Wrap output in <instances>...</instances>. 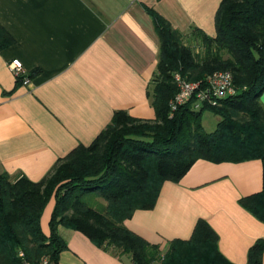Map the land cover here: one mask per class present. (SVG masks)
<instances>
[{"label": "crops", "instance_id": "0c3cea01", "mask_svg": "<svg viewBox=\"0 0 264 264\" xmlns=\"http://www.w3.org/2000/svg\"><path fill=\"white\" fill-rule=\"evenodd\" d=\"M221 1L0 0V29L10 38L0 48V173L38 182L74 148L90 145L115 112L154 120L160 40L152 12L184 43L197 44L193 30L215 36ZM12 59L22 63L28 85L10 71ZM259 101L264 109V90ZM262 172L258 159L198 160L178 182L163 183L153 208L135 211L124 225L164 251L172 240L189 239L202 220L228 262L247 264L255 242L264 244V222L240 200L262 190ZM53 206L52 197L40 218L46 236ZM57 234L65 248L56 264H132L79 231L58 225Z\"/></svg>", "mask_w": 264, "mask_h": 264}, {"label": "trees", "instance_id": "16d2710c", "mask_svg": "<svg viewBox=\"0 0 264 264\" xmlns=\"http://www.w3.org/2000/svg\"><path fill=\"white\" fill-rule=\"evenodd\" d=\"M152 17L160 40L151 91L155 119L115 112L90 145L74 148L38 182L0 173V264H21L18 251L33 264L44 257L56 264L65 248L58 225L130 256L132 264H232L218 251L217 235L205 221L196 223L189 239L170 241L164 253L124 225L135 211L153 208L163 183L178 182L198 160H260L262 190L240 204L264 222V109L259 101L264 90V0H222L215 36L193 30L197 52L168 21L155 12ZM9 39L0 29V48ZM214 71H229L241 92L198 111L186 104L169 117V102L177 92L173 74L195 81ZM204 112L219 117L210 133L202 125ZM52 197L46 236L40 218ZM263 251V242L256 241L247 264H261Z\"/></svg>", "mask_w": 264, "mask_h": 264}, {"label": "built area", "instance_id": "2783aa9c", "mask_svg": "<svg viewBox=\"0 0 264 264\" xmlns=\"http://www.w3.org/2000/svg\"><path fill=\"white\" fill-rule=\"evenodd\" d=\"M8 66L16 79L23 85H28L29 78L20 60L12 59ZM172 80L177 92L169 102V117L186 104H190L193 110L198 111L205 107L217 106L221 101L235 97L241 92L234 84L233 76L229 71H214L195 81H188L177 72L173 74ZM18 256L21 264H33L25 259L22 251H18ZM37 264L53 263L44 257Z\"/></svg>", "mask_w": 264, "mask_h": 264}, {"label": "rangeland", "instance_id": "374dc122", "mask_svg": "<svg viewBox=\"0 0 264 264\" xmlns=\"http://www.w3.org/2000/svg\"><path fill=\"white\" fill-rule=\"evenodd\" d=\"M187 44H189L194 51H196V52L200 51V47H198L197 44H195V43L192 44L190 42H187ZM218 120H219V117L215 116L214 114H212L210 112H204L202 115V125H203L204 130L208 133L212 132L215 129V126H216V123L218 122ZM164 251H163V253H164Z\"/></svg>", "mask_w": 264, "mask_h": 264}]
</instances>
